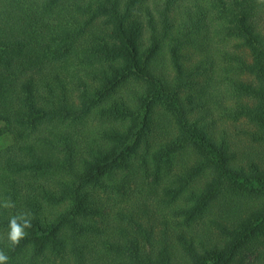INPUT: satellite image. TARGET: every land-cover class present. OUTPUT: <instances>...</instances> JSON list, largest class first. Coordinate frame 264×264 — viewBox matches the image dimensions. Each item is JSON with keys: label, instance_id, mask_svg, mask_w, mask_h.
Wrapping results in <instances>:
<instances>
[{"label": "trees", "instance_id": "16d2710c", "mask_svg": "<svg viewBox=\"0 0 264 264\" xmlns=\"http://www.w3.org/2000/svg\"><path fill=\"white\" fill-rule=\"evenodd\" d=\"M3 138L7 264H264V0H0Z\"/></svg>", "mask_w": 264, "mask_h": 264}, {"label": "clouds", "instance_id": "9594fccd", "mask_svg": "<svg viewBox=\"0 0 264 264\" xmlns=\"http://www.w3.org/2000/svg\"><path fill=\"white\" fill-rule=\"evenodd\" d=\"M4 208H14L15 204L10 200V198L5 199L2 205ZM32 216L30 213H19L12 215L8 221V232L7 240L13 245H18L21 239H23L27 232L26 229L30 228ZM9 256L0 250V264H7Z\"/></svg>", "mask_w": 264, "mask_h": 264}, {"label": "rangeland", "instance_id": "374dc122", "mask_svg": "<svg viewBox=\"0 0 264 264\" xmlns=\"http://www.w3.org/2000/svg\"><path fill=\"white\" fill-rule=\"evenodd\" d=\"M9 143V138L0 139V149L5 148L7 145H9Z\"/></svg>", "mask_w": 264, "mask_h": 264}]
</instances>
